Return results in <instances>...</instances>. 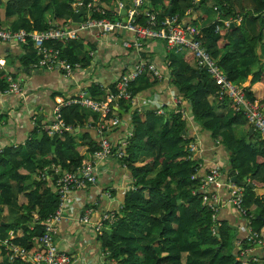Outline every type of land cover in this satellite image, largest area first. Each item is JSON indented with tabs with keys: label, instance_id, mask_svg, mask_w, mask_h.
Here are the masks:
<instances>
[{
	"label": "trees",
	"instance_id": "16d2710c",
	"mask_svg": "<svg viewBox=\"0 0 264 264\" xmlns=\"http://www.w3.org/2000/svg\"><path fill=\"white\" fill-rule=\"evenodd\" d=\"M3 1L0 0V7ZM44 1L49 4L42 7ZM80 1L91 12L92 19L112 18L110 10L104 7L111 0H97L105 15L94 14L96 6L88 8L93 0ZM149 1L142 9L159 13L156 7L162 6L159 21L167 16L180 15L183 18L191 8L197 13L204 9L207 18L199 40L212 58L238 85H242L253 67L259 65L262 71H258L256 81L264 85L263 0H199L196 5L195 0H170L168 6L164 4L165 0ZM210 1L213 5L208 7ZM71 3L69 0H9L5 5L6 17L16 18L9 25L13 30L44 31L51 25L45 18L46 12L54 8L57 19L66 23L74 13ZM213 13H218L221 19L212 21L210 16ZM237 18L242 19L240 23L224 26V20ZM145 20V17L140 18L142 24ZM217 26L224 29L216 33ZM54 46L62 49L63 57L72 65L90 59L87 55L81 59L82 45L78 40L55 43ZM27 48L31 51L30 61L34 62L36 52L32 45ZM168 56L173 85L179 96L191 103L194 119L206 120L204 129L231 153L227 167L222 169L224 176L230 178L234 171L239 180L243 182L247 178L252 184L253 187L243 185L246 189L245 206L260 211L254 213V223L259 222L257 231L264 239V221L257 218L264 219V195L259 196L255 191L264 188V142L256 131L248 139L236 138L234 126H248L251 130L252 127L235 107L226 105L228 102H224L230 108L228 114H217L209 98L217 99L218 86L206 71L191 66L190 62L195 61L191 52L184 57ZM149 82L151 80L146 75L133 84L134 96L152 86ZM138 83L140 87H136ZM7 87L3 75L0 88L5 90ZM114 88L111 86L110 92H115ZM89 90L95 98L105 96L98 87ZM245 91L250 100L264 104V96L257 98L252 88H245ZM126 103L130 102L120 105L132 112L133 133L125 141L127 146L122 163L131 172L135 189L128 191L118 221L100 237L108 261L115 260L118 264H243L235 243L233 253H224L232 231L229 222L221 220L218 215L214 223L212 212L203 205L202 194H193L202 178L199 176L200 165L189 158L192 139L187 135L188 124L182 115L173 113L165 122L157 116L156 110H132V106ZM60 114L65 125L72 130L50 136L48 132L52 123L47 122L41 130L36 129L24 145L7 146L0 153V240L8 239L12 231L15 236L10 244L13 246L36 250L35 239L43 235L44 223L59 206L55 185L60 175L75 172L100 149L95 129L98 115L79 105L65 106ZM117 114L120 116L119 112ZM110 140L116 146L121 144L113 138ZM11 214L19 217L7 222L5 218ZM240 240L242 249L247 248L246 237ZM10 255V249L0 243V264H32L10 261ZM249 264L257 263L250 261Z\"/></svg>",
	"mask_w": 264,
	"mask_h": 264
},
{
	"label": "crops",
	"instance_id": "0c3cea01",
	"mask_svg": "<svg viewBox=\"0 0 264 264\" xmlns=\"http://www.w3.org/2000/svg\"><path fill=\"white\" fill-rule=\"evenodd\" d=\"M8 1L4 0L3 5L0 7V23L7 27L12 25L11 23L16 19L6 17L5 5ZM79 2L80 0L76 1V4H79ZM149 2V0H144L145 5ZM169 3L170 0L164 2L166 6ZM48 4V1H44L42 7ZM119 4L118 0H111L104 7L113 13L119 9ZM126 5H130V0L125 2ZM211 5H213L212 1L208 3V7ZM95 6L94 14L104 13L102 8L99 7V2ZM161 10L162 6L157 8L159 13ZM142 11L149 12L145 8ZM204 12V9H202L200 13L195 11L190 14V17L187 18L188 22H192L202 29L207 18ZM217 15L218 18L212 21L221 19L218 13ZM45 18L53 26L64 25V21L57 19L54 8L46 12ZM103 18H106V16ZM228 21L230 20H224V23ZM130 39L131 36L126 32H121L119 35H110L101 40H97L96 37L86 32L81 33L78 41L82 45V50L79 54L81 59L85 55L90 59L80 62V67L75 68L70 75L58 69L36 70L32 67L33 62L30 61L32 56L31 51L27 50L28 46L0 42V77L11 74L22 87L21 95H0V153L4 147L24 145L36 129L41 130L42 125L45 126L47 122L53 123L55 107L58 103L76 97L82 90L91 92L89 89L98 87L100 91H103V86L109 89L111 86L116 87L120 76L132 70L134 65L142 58L155 64L164 75V80L158 82L148 75L151 80L149 84L152 86L143 89L137 95L135 94L133 101L126 104L132 106V110L137 108L156 110L157 116L165 119L166 122L173 113L175 114L174 99L176 97L181 99L182 105H179L178 108L184 109L186 114L185 116L182 115V118L188 124L187 135L192 139L189 145H194L196 148L193 155L194 160L200 165L199 176L204 177L208 170L216 164H219L222 169L226 168L231 153L220 141H215L212 138L211 132L204 129L206 120L194 119L191 103L179 96L178 90L173 85V75L168 62L169 54L165 44L158 40L149 41L145 44L142 52L138 54L123 46V42ZM188 53V51H185L181 56H187ZM262 53L263 51L260 50L259 54L262 55ZM190 64L193 68H197L195 61H191ZM253 68L251 75L241 86L252 88L255 96L262 98L264 96V85L256 81L258 71L261 72L262 70L259 65ZM152 81L156 83H152ZM136 87H140V83ZM96 99H99V97ZM209 102L213 105L217 114H228L229 104H226L228 105L226 106L216 98L211 97ZM116 110L120 114L121 122L117 130L109 137L113 138L115 142L122 143L128 137H131L133 133L131 125L132 112L124 108L123 104L117 107ZM91 118L92 116L90 120ZM89 124L88 122V127ZM250 130L248 126H234L235 136L238 140L248 139L253 134V132L250 133ZM76 132L79 133V130L77 129ZM38 135L40 138L41 131L38 132ZM227 179L226 176H223L224 181ZM132 188H135L132 174L126 165L122 163V160L110 158L100 166L96 185L87 186L72 193L73 204H70L67 208L65 218L58 230L56 242L61 251L74 258L73 264H111L102 248L101 236L92 226L79 223V218L83 216L86 208H93L95 211L94 216L91 218L92 223H95L105 210H113L119 215L128 191L134 190ZM259 189L263 190L260 196L264 195V188ZM220 195L225 205L220 211L219 218L229 222L232 231L235 232V241L244 239L247 235V229L243 217H240L232 205L228 203L230 197L228 190L221 189ZM252 211L253 213L256 212L255 209ZM18 217L19 215L11 214L5 220L12 222ZM2 222H4L3 219ZM235 241L233 244L235 243L237 250ZM263 254V250H257V255L262 257Z\"/></svg>",
	"mask_w": 264,
	"mask_h": 264
},
{
	"label": "built area",
	"instance_id": "2783aa9c",
	"mask_svg": "<svg viewBox=\"0 0 264 264\" xmlns=\"http://www.w3.org/2000/svg\"><path fill=\"white\" fill-rule=\"evenodd\" d=\"M264 1V0H263ZM97 0H93L88 8L94 9ZM198 4L195 0L194 5ZM145 5L144 0H130V5L125 6V2H120L119 9L111 13L112 18L92 19L89 10L83 6V2L77 4V10L84 8L87 14L83 16L81 23H74L72 18L64 23L63 26H53L44 31H27L24 29L13 30L9 26L0 23V42L5 44H16L18 46L32 45L36 52V60L32 67L36 70L58 69L64 71L67 75L72 74L75 68L80 64L72 65L63 57L61 48L54 46L55 43H68L77 41L81 33H88L101 40L110 35H119L121 32L129 33L130 40H125L123 46L140 54L145 44L152 40H158L165 44L169 55L176 54L181 56L183 52L189 51L195 57L196 65L199 70H204L218 86L219 102H228L236 110L242 113L248 125L256 131L264 142V104L259 101L250 100L245 88L232 82L224 71L220 68L218 61L212 58L210 52L203 46L199 40L202 36L201 28L188 22L187 18L194 13V8L188 10L185 17L180 15L167 16L159 21V13L142 11ZM121 10L126 11V19H123ZM105 15V12L103 13ZM89 15V16H88ZM145 17V24L140 22V18ZM241 18L230 20L224 25L229 27L235 22L240 23ZM222 30L217 26L216 33ZM188 36L193 40L189 41ZM1 66V65H0ZM150 75L156 81L164 80V75L157 66L148 60L140 58L133 69L121 75L115 92H110L109 88L103 86L104 97L96 99L88 90H82L76 97L62 101L55 107V118L48 132L50 136L61 135L64 131L72 130L66 126L60 114L62 108L70 105H79L98 115L99 120L95 129L100 141V149L96 151L87 164L82 165L75 172H65L60 175L56 182L55 189L59 197V206L54 214L44 223V233L40 238L35 239L36 250H27L22 247L13 246L10 241L14 239V233H9V238L0 243L10 249V261L20 260L32 264H73L74 258L61 251L56 242L59 227L65 218V213L70 204H73L72 193L80 191L87 186H93L98 183L99 168L108 159L122 160L125 157L127 142H122L116 146L110 140L109 135L120 125V118L116 108L122 102H132L135 98L132 85L143 76ZM5 81L8 87L5 90L0 88V95H21L22 87L11 74H6ZM175 113L185 116L184 109L178 108L182 105L179 98L174 99ZM179 106V107H180ZM196 151L194 145H189V158L194 159L193 153ZM200 172V171H199ZM223 171L219 164L210 168L204 177H201V185L193 192L202 194L203 205L212 212L214 223L218 220V215L225 202L220 195V190L225 188L229 192L228 203L232 205L235 212L243 217L247 229L246 240L249 245L242 249L241 241L236 242L239 251V258L243 264H249L253 261L257 264H264V254L262 257L257 255V250L264 251V239L254 228L255 214L245 206V187L234 183L231 178L223 180ZM196 176L193 177L195 179ZM247 185V184H246ZM135 189V188H132ZM111 197L110 195L108 196ZM93 208H86L83 216L79 218V223L92 226L94 230L102 236L103 232L110 229L119 219L118 213L113 210H105L95 223L91 218L94 216ZM111 264H118L111 260Z\"/></svg>",
	"mask_w": 264,
	"mask_h": 264
},
{
	"label": "water",
	"instance_id": "95a60500",
	"mask_svg": "<svg viewBox=\"0 0 264 264\" xmlns=\"http://www.w3.org/2000/svg\"><path fill=\"white\" fill-rule=\"evenodd\" d=\"M69 1L72 2L71 3V7H72V10L74 11V13L72 15L73 22L74 23H81L82 20H83L82 18H83V16H85L87 14V11L84 8H80L79 10H77L78 9L77 8V4H76V1L77 0H69ZM121 14L123 16V19H126L125 18L126 11L125 10H122ZM231 26H234V24H231ZM188 40L189 41H192L193 38L190 37V36H188ZM252 132H253V130H250V133H252ZM231 176H232L231 177V180L234 183H236L238 185H245V183H246L249 187H253L252 184L248 181L247 178H245L243 182L241 180H239L238 177L235 175V172L234 171L231 172ZM255 191H256L257 195L260 196L263 190L257 188ZM258 220H263L264 221V219L261 216L258 217Z\"/></svg>",
	"mask_w": 264,
	"mask_h": 264
},
{
	"label": "rangeland",
	"instance_id": "374dc122",
	"mask_svg": "<svg viewBox=\"0 0 264 264\" xmlns=\"http://www.w3.org/2000/svg\"><path fill=\"white\" fill-rule=\"evenodd\" d=\"M157 8H159V7H157ZM215 18H218V15L216 14V13H213V14H211V16H210V19H215ZM260 213V211H257V212H255V214H259ZM258 218V217H257ZM259 222L258 221H256L255 223H254V228H256V227H259ZM235 232H233V231H230V233H229V238H228V240H227V248L224 250V253H226V254H229V253H233L234 252V248L235 247H233V241H235Z\"/></svg>",
	"mask_w": 264,
	"mask_h": 264
}]
</instances>
